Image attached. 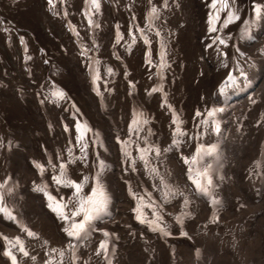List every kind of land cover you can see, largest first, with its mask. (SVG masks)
I'll list each match as a JSON object with an SVG mask.
<instances>
[{"label": "trees", "instance_id": "obj_1", "mask_svg": "<svg viewBox=\"0 0 264 264\" xmlns=\"http://www.w3.org/2000/svg\"><path fill=\"white\" fill-rule=\"evenodd\" d=\"M113 1L115 12L108 0H0V108L5 112L0 122V145L4 137L3 127L5 130L14 129L20 140H23L24 130L33 139L35 129L26 118L38 127L32 119L38 118L36 107L20 102L16 95L18 85L25 84L30 92L39 88L48 103L55 96L58 102H64V96L55 94L51 87L46 75L50 71L57 81H65L67 77L74 82L70 88L78 101L79 93L93 100L84 92L85 81L78 72L84 71L88 55L93 50L92 37L98 45L97 53L110 55L107 45L113 20L121 29L124 50L130 48L142 53L143 42L136 26L149 42L157 38V33L147 23L146 0ZM246 2L249 4L244 5ZM149 14L156 16V28L162 40L176 35L179 29L192 30L195 41L191 47L192 54L195 55V47H198L201 60L209 68V73L203 71L197 80L206 93L210 87L224 80L230 63L234 75L230 82L241 85L240 73L250 74L254 67L248 56L260 58L262 54L264 0H149ZM74 36L83 50L78 47ZM65 51L73 60L66 76ZM75 58L82 59L83 65L77 64ZM15 74L20 79L19 83L12 79ZM191 86L196 90L194 83L191 82ZM119 92L122 98L126 97L124 87ZM79 102L94 121L98 114L90 112L89 99L88 102L86 99ZM25 107L27 111H24ZM162 117L165 119L163 114ZM38 120L44 122L43 119ZM32 147L34 152L39 150L34 143Z\"/></svg>", "mask_w": 264, "mask_h": 264}, {"label": "rangeland", "instance_id": "obj_2", "mask_svg": "<svg viewBox=\"0 0 264 264\" xmlns=\"http://www.w3.org/2000/svg\"><path fill=\"white\" fill-rule=\"evenodd\" d=\"M249 4L248 2L244 3V5ZM187 35H182L181 39L188 38ZM193 48V46L191 45ZM190 60V58H188ZM131 62L134 64L137 62L136 57L131 58ZM136 66V65H135ZM132 65V67H135ZM137 73L140 72V70H136ZM264 75V74H263ZM162 74L160 72L159 78L160 81H163ZM134 81L136 83V89H137V95L138 98L144 102V104L148 105L145 100V87L146 84L141 82V79L137 76H134ZM180 82L184 85V90L186 93V98L184 100L185 109L191 110L194 108L193 106L199 101L200 92L195 90L193 87V94L190 93V89L187 84V78L185 80H180ZM264 83H262V88L264 89ZM103 88V86L101 85ZM177 89V88H176ZM175 90V89H174ZM172 97L179 98V94H174V91L171 93ZM192 95L195 97L194 101L190 102V99H192ZM221 95H218L215 93L214 98L211 99V102L216 98L220 97ZM79 101H84V97L82 93H79L78 95ZM128 99L122 98L117 99V103L115 105L116 111L123 116H125V111L129 108V103L127 102ZM210 102V103H211ZM263 102H264V96H263ZM187 103V105H186ZM83 106V109H85V106ZM134 105L137 106V102L134 100ZM149 106L152 108V118L149 121L150 130L152 133L153 138L155 139L156 145L159 147L163 143H165L166 137L165 133L162 128V122H161V116L162 114L155 108L154 101L151 100L149 103ZM244 107L249 108L247 111V114L242 117L239 120L238 123V130L242 136V141L245 139H248L250 137V142L253 141V134L255 129H257V125L255 126L254 123L251 122L250 116L253 110L256 107V103H250L248 105H243ZM261 104H258L257 107H260ZM215 107V105H214ZM214 108H212L213 110ZM140 109L137 108L136 111H134V117L135 114ZM86 113L88 111H85ZM228 115V113H227ZM264 116V115H263ZM134 117L132 118L131 122L134 121ZM228 120L226 121V115L223 118L222 111L220 109L215 108L213 113V120L216 126L218 127V130H221L224 126L229 127V117L227 116ZM163 118V117H162ZM188 118V117H187ZM166 119V118H165ZM164 119V120H165ZM59 119L56 118L53 123V129L54 133L57 137V140L59 144L63 147L68 146V140L66 137V133L64 131V128L62 126H58L57 121ZM189 120V119H188ZM255 122L256 120L253 119ZM94 122L97 124H101L105 129L108 128V123L106 120L101 117L97 116L94 119ZM31 123V122H30ZM68 124L72 127V135H73V141L74 146H81L84 149L83 146V137L87 136V133L81 134V127L75 126L72 121H68ZM33 127H35L34 123H31ZM100 125H97L96 129H103V127ZM114 126V125H113ZM205 130V140L200 139V148L203 149L202 152L206 156V163L208 166H205V162H198L200 167L203 169L209 171L211 174L215 172L216 169H224L228 167L229 169H233V174H231L230 178L227 180L229 183H226L225 188H221L220 182L221 180L217 178L213 174V181L214 184L211 185L213 193V197H218V199H223L221 202L216 205L215 202L213 203V212H210L209 209H206L205 206L202 207V204L199 203L200 198L197 194H194L191 191H185L189 194L191 200L196 204V208L194 209L192 206L189 207V209L192 211L189 215L182 217L179 221L182 222L184 232L178 231V235H171V231L169 229L170 222L167 219H159L158 213L156 212L155 206L152 210L151 207L147 208L148 212H143L146 209V206H144V210L142 211L144 216L146 218L151 217L148 219V222L151 224L143 225L141 227V231L145 236V239L149 246V251L145 254L143 249L137 248V251L134 253V257L128 256V260L126 264H144V262L147 260V256L150 260L148 264H258V261H261V264H264V210L262 209L261 214H257L255 217L251 214H245L244 222L249 221L248 228L239 221L240 216L242 213H239L242 211L241 209L248 207L252 209L251 207L255 203V201L252 198V192H254L252 187L256 184V182L252 178H245L243 175L238 174V171H240V168H243V173L250 171L254 168L252 164H249L248 162L252 160L253 158L259 159L261 161L264 159V154L261 152H256L255 156H252L253 153L251 150H247L245 152L244 161H238L240 155L239 153L241 150L238 149V147H233L232 145L227 144V146L218 144V140L215 138L214 132L211 131L210 125L204 126ZM116 132V130H115ZM31 135V134H30ZM187 134L183 135L181 137V140L187 138ZM223 138V137H222ZM264 138V127H262L260 133L257 136V139ZM41 139L45 140V137H41ZM237 140V138H236ZM142 141L145 144H148V141L146 138H142ZM239 148H243V142L239 140ZM264 143V141H263ZM258 144L257 146L259 148L262 147L264 149V144ZM124 145L126 148H128V140L124 141ZM254 147L250 144L248 145V148ZM258 149V148H257ZM234 150V151H233ZM139 151H141V145L139 147ZM230 151H233V153H229ZM258 151V150H257ZM260 151V150H259ZM36 153H39V151ZM233 154V155H232ZM62 155V149L56 147V154L49 155L47 158H45V170L49 172L51 175L58 176V170L60 169V163L56 165V163L60 162V157ZM228 155V157H226ZM29 158V155L24 152L22 149H18L13 158L11 160H7L4 163V166L0 165V172L7 171L6 176L2 178V180L11 181L12 179L20 178L24 176V171L26 168H24V163H26V160ZM28 164V163H26ZM260 168H263L264 162H259ZM240 167V168H239ZM260 168H256L259 170ZM9 169L10 172H8ZM24 170V171H23ZM45 172H39V175H43ZM68 175V174H67ZM59 177V176H58ZM110 177L112 180H114L118 186H120V182L115 179L113 174H110ZM29 178H33V176H29ZM244 183L245 187L242 188V185L240 182ZM261 181V190L259 193V199L261 201L264 200V180L260 179ZM178 186V185H177ZM43 187L47 188L46 185H43ZM180 187V186H178ZM175 188V187H174ZM185 189V188H184ZM225 192V196H220L221 192ZM250 192V196L247 195V193ZM144 196V195H142ZM141 196V197H142ZM167 196V200H171V195H165ZM249 196V197H248ZM34 197V196H33ZM148 197V196H145ZM236 197L239 198L238 201H235ZM51 198V199H50ZM87 197L86 199H88ZM34 199H36L34 197ZM243 201L241 204L238 205V202ZM26 200L30 201V194L29 192L26 194ZM48 204L47 208L51 214H49L42 202H39V206L42 210H45L50 222L53 224L54 228H51L53 231L54 238H52L51 242L56 248H60L63 246V235L60 232L57 234L58 227L61 228V231H63L65 234H68L67 229H65V226H68L71 229L72 223H79L81 220H78V218H71L69 220H65L62 218V216L54 210V207L56 206V203L61 201L58 198H52L48 197ZM19 201H23V199L20 197ZM82 201L80 199L76 200V205L74 209L69 210V213L71 214L73 211H76V209L79 208V205ZM166 202H161V205ZM264 203V202H263ZM62 204V203H61ZM17 204H13V207H16ZM147 205V204H144ZM238 205V206H237ZM264 206V205H263ZM27 210L28 215H37L38 209L35 205H30L27 203ZM247 211V210H246ZM150 212V213H149ZM202 216H209L210 218L204 219ZM20 211L17 212L18 215H20ZM152 213V215H151ZM45 215V213L43 212ZM129 213L125 212L123 214V220L129 221ZM256 218H259L260 223V233L257 235V230L253 231L252 221L256 223ZM1 223V220H0ZM49 222L47 220H44L42 223V226L45 228L47 227V224ZM141 225V223H138ZM195 224L197 226H195ZM241 226L245 233L242 235V231L240 233H237L236 229L234 232L231 231L233 226ZM212 228L215 232L213 235L209 234V229ZM50 231V230H49ZM229 232H232L233 234H229ZM171 238V245L169 249L164 248L163 246L157 247L156 245L159 243V238ZM109 235L106 230V227L104 229L100 230L98 233V237L94 239V248L90 250L87 254L78 257L77 252L70 251V253L66 255H61L56 249L53 247H47L46 250H40L38 249L36 253L33 254V257L31 259V262L34 258L38 261L37 264H75L77 261V257L81 259L80 264H89V261L93 259V256L96 254L98 257H102L100 253H104L108 249L107 242L109 241ZM257 240V241H256ZM260 249L258 250V245H260ZM101 245H105L104 247H101ZM147 245V244H146ZM254 245V246H253ZM74 249H76L75 245H72ZM35 247L39 248V245L35 244ZM15 250L16 248L13 247ZM21 252L17 254V259L19 262L22 260L28 259L26 255H24V252L28 251L26 249V245H22L20 247ZM98 249H101V252L99 253ZM62 252V249L60 250ZM42 260V262H40Z\"/></svg>", "mask_w": 264, "mask_h": 264}, {"label": "snow or ice", "instance_id": "obj_3", "mask_svg": "<svg viewBox=\"0 0 264 264\" xmlns=\"http://www.w3.org/2000/svg\"><path fill=\"white\" fill-rule=\"evenodd\" d=\"M215 7V5H213ZM57 95L62 96V93H57ZM57 182H62L59 178H57ZM210 182V181H209ZM199 184V181H197ZM74 184V182H73ZM75 188L77 190V193L81 190V185H75ZM93 195H96V190H93ZM51 199V198H50ZM100 201L94 200L92 197H89L88 200L83 201L80 203L79 208L76 211H73L70 215L65 214L64 208L66 205L61 204L59 202L56 203V206L54 207V210L57 211L63 219L69 220L74 216H80L83 215V219L79 223H72L71 229L68 230L70 235H79V233L85 229L86 224L90 222L93 219V212L99 210ZM139 218V217H138ZM29 235H34V233H29ZM105 245H101V247H104ZM11 255V253H8ZM27 255V253H25ZM13 261L15 262V257H13Z\"/></svg>", "mask_w": 264, "mask_h": 264}, {"label": "bare ground", "instance_id": "obj_4", "mask_svg": "<svg viewBox=\"0 0 264 264\" xmlns=\"http://www.w3.org/2000/svg\"><path fill=\"white\" fill-rule=\"evenodd\" d=\"M196 48L197 47H195V53H196ZM262 78H264V75H263V77ZM128 87H129V85H128ZM80 91V90H79ZM81 92V91H80ZM84 97H85V99H86V101L88 102V99H87V96L86 95H83ZM98 116H100V115H98ZM97 117V116H96ZM95 117V118H96ZM27 119V121H28V124L29 125H31V123H34L33 121H31L29 118H26ZM31 122V123H30ZM35 124V123H34ZM32 126V125H31ZM33 127V126H32ZM35 130L38 128L36 125H35V127H33ZM23 145H24V143H23ZM24 148H27L25 145H24ZM39 150H37V152H38ZM3 166H4V164H3Z\"/></svg>", "mask_w": 264, "mask_h": 264}]
</instances>
